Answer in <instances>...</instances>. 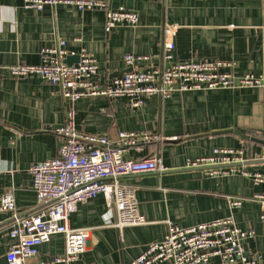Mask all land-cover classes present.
<instances>
[{"label": "crops", "instance_id": "1", "mask_svg": "<svg viewBox=\"0 0 264 264\" xmlns=\"http://www.w3.org/2000/svg\"><path fill=\"white\" fill-rule=\"evenodd\" d=\"M100 1L110 9L136 11L139 22L119 24L106 33L102 11H78L67 4L35 10L24 8L23 0H0V194L12 193L18 212L37 208L28 168L56 155L60 138L55 128L65 122L72 106L76 127L86 133L110 139L121 130L153 134L155 138L141 152L130 147L127 156L157 155L165 168L120 178L134 191L144 224L116 226L115 208L103 195L77 205L69 225L87 227L89 232L75 264H127L148 243L162 239L169 224L189 227L226 217L254 231L244 244L245 253L255 264H264V222L258 206L249 200L261 188L241 175L211 176L202 168L186 167L188 159L208 155L214 148L243 146L249 156L264 146L252 140H263L264 0ZM59 38L70 52L85 47L94 54L99 66L96 80L102 84L128 70L125 54L149 57L138 61L139 68L160 65L164 41L174 44L176 60L229 62L235 76H262V84L174 89L168 97L152 96L133 110L125 99L103 96L70 103L57 87L38 77L17 78L9 73L8 67L17 63L39 64L41 48ZM227 197L243 201L231 207ZM7 217L0 213V228ZM7 243L6 238L0 240V264H6ZM63 250L64 237L55 234L27 263L50 261Z\"/></svg>", "mask_w": 264, "mask_h": 264}, {"label": "built area", "instance_id": "2", "mask_svg": "<svg viewBox=\"0 0 264 264\" xmlns=\"http://www.w3.org/2000/svg\"><path fill=\"white\" fill-rule=\"evenodd\" d=\"M58 4L73 6L78 11H102L106 33L119 24L135 26L139 22L136 11L124 7L110 9L100 0H23L24 8L35 10ZM173 50L174 44L164 41L161 64L147 68H139L137 63L149 57L125 54L123 59L128 70L102 84L96 80L99 66L94 54L85 47H80L77 53L70 52L66 41L59 38L52 46L41 48L39 64L17 63L9 66L8 71L17 78L38 77L46 81L57 87L70 103L82 97L103 96L125 99L133 110L142 107L152 96L168 97L174 89L241 88L262 84V76H235L229 62L211 58L176 60ZM71 55H77L78 61L67 64L65 59ZM55 133L60 138L56 155L28 168L37 208L32 212H18L12 193L0 194V213L8 216L7 223L0 228V240L8 241L6 264H28V260L38 256L40 245L55 234L64 237L63 253L37 264L78 263L86 247L89 228H72L69 218L78 204L98 195H103L115 208L114 224L119 228L144 224L145 220L137 211L134 191L122 185L120 178L165 170L157 155L141 159L127 156L130 147L141 152L144 145L155 138L153 134L121 130L116 139H110L102 134L86 133L76 127L72 106ZM262 136L264 140V125ZM260 164H264V146L249 156L243 146L214 148L208 155L186 161L187 168H202L211 176L237 174L259 186L261 191L249 200L258 206L259 219L264 222V169L259 168ZM227 200L231 207H238L243 201L239 197H227ZM169 225L162 239L148 243L127 264H217L215 257H219L221 264L256 263L246 255L244 248L254 231L238 227L231 217L189 227Z\"/></svg>", "mask_w": 264, "mask_h": 264}, {"label": "water", "instance_id": "3", "mask_svg": "<svg viewBox=\"0 0 264 264\" xmlns=\"http://www.w3.org/2000/svg\"><path fill=\"white\" fill-rule=\"evenodd\" d=\"M78 61V56L76 55V56H73V57H67L66 59H65V62L67 63V64H71V63H73V62H77ZM252 140H255V141H258L259 143H261V144H264V140H256V139H252ZM249 151L247 150V153H248ZM263 169H264V166H263ZM214 262L215 263H217V264H221L220 263V259H219V257H215V259H214ZM227 264H241L240 262H237V263H227Z\"/></svg>", "mask_w": 264, "mask_h": 264}]
</instances>
